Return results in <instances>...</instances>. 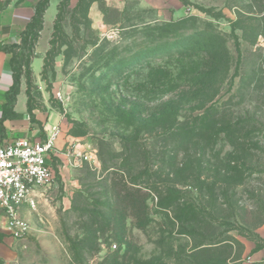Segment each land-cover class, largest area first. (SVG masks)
Listing matches in <instances>:
<instances>
[{
    "label": "rangeland",
    "instance_id": "374dc122",
    "mask_svg": "<svg viewBox=\"0 0 264 264\" xmlns=\"http://www.w3.org/2000/svg\"><path fill=\"white\" fill-rule=\"evenodd\" d=\"M38 36L42 60L33 48L19 84L26 88L29 121L42 134L58 124L60 134L46 199L34 211L23 210L26 237L0 233V264L264 261L253 253L264 252L258 233L264 225V0H49ZM211 107L221 126H233L232 142L252 149L244 154L241 185L228 189V207L217 200L213 210L228 223L217 230L227 231L239 261L188 259L190 240L176 234L146 188L138 199H146L154 222L144 230L132 219L143 207L106 202L126 179L139 173L146 179L156 169L151 161L165 146L158 123L180 124ZM167 108L173 114L154 121ZM225 138L217 136L211 153L215 167L217 156L232 151ZM130 157L139 164L125 170ZM101 158L110 168L104 170ZM122 214L123 229L115 222ZM114 231L124 234L123 244L112 238ZM161 232L168 244L160 242Z\"/></svg>",
    "mask_w": 264,
    "mask_h": 264
},
{
    "label": "trees",
    "instance_id": "16d2710c",
    "mask_svg": "<svg viewBox=\"0 0 264 264\" xmlns=\"http://www.w3.org/2000/svg\"><path fill=\"white\" fill-rule=\"evenodd\" d=\"M8 3L9 0L0 6V10L4 9ZM48 4L49 0H40L37 3L34 16L23 33L20 46L0 47V50L15 54L12 60L13 85L6 95L5 111L7 113L14 106L15 96L19 88L18 76L21 68L29 64L34 44L39 38L38 32L42 29L43 16ZM172 114L170 108H167L162 113L154 115L153 119L157 122L163 117L169 118ZM216 114L217 109L211 107L203 114L180 124L175 120L170 121L168 125H165V122L158 123L160 125L155 128H161L158 135L164 140L165 146L163 156L159 157L158 161L154 160L156 157L151 161L152 166H157L156 169L151 168V175L146 179L143 177V173H139L136 178L126 179L122 183V188L115 193L113 200L106 198V202L116 203L120 207L130 205L136 208L135 204H138L139 208L143 207L142 212L133 213L132 219L135 220V226L138 229L144 230L154 221L148 213L146 199L139 201L138 194L141 193L142 187L154 193L156 195V208L164 213L166 220L173 229H176L178 236L190 240L191 246L185 256L192 261H239L241 259L239 255H236V251L231 252L232 244L227 242L228 239L224 237L225 235L223 236L227 231L219 232L217 230L219 227L227 228L228 223H222L220 218L214 215L213 210H217V200H221L222 207H228L230 201L227 194L228 189L241 185L242 176L246 172L244 168L247 164V158L244 154L249 153L252 149L249 145L245 146L244 143L232 142L234 138L233 126L228 124L221 126ZM221 134H224V138L226 137L224 140H227L226 142L232 147V151L220 160L217 156L219 165L215 167L210 163L213 158L211 153L215 149L217 136ZM179 156H181L180 159ZM101 163L104 170L110 168L105 167L102 158ZM137 163L131 158L130 162L127 161L123 164V168L128 170L130 167L137 166ZM122 175L125 177L126 173L123 172ZM161 176H164L165 182L163 180L159 183L157 180ZM217 182L219 183L218 187L216 186ZM129 191L136 193V195H131ZM203 208H206L207 212L210 210V212L206 213ZM103 217L104 220L107 218L106 216ZM126 219L127 217L122 214L115 222L123 229ZM111 222L109 221V223ZM119 232L114 231L112 238L123 244L124 234ZM163 233H160V238L163 239L160 242L165 241L168 244L170 238H162ZM126 244L129 247V244ZM260 250L259 247L253 253ZM211 251L215 254H210ZM111 260L118 261L116 258ZM113 264L117 263L114 262Z\"/></svg>",
    "mask_w": 264,
    "mask_h": 264
},
{
    "label": "built area",
    "instance_id": "2783aa9c",
    "mask_svg": "<svg viewBox=\"0 0 264 264\" xmlns=\"http://www.w3.org/2000/svg\"><path fill=\"white\" fill-rule=\"evenodd\" d=\"M58 124L43 137L0 140V233L23 239L30 231L23 210L34 211L51 187L52 157L56 156ZM261 264H264L262 262Z\"/></svg>",
    "mask_w": 264,
    "mask_h": 264
},
{
    "label": "crops",
    "instance_id": "0c3cea01",
    "mask_svg": "<svg viewBox=\"0 0 264 264\" xmlns=\"http://www.w3.org/2000/svg\"><path fill=\"white\" fill-rule=\"evenodd\" d=\"M37 3L38 1L29 2L24 0V2L17 5L8 4L4 9L0 10V47L10 48L21 45L23 33L34 16V9ZM40 40L41 37L38 38L37 45L34 44L35 54L39 57L45 48L43 43L41 49H38ZM14 56L15 54L12 52L0 50V140L8 137H24L33 140L43 137V134L36 124L29 121L25 85L19 84L14 106L10 112L7 113L5 111V106L7 105L6 95L13 85L12 60ZM23 217L29 222L26 216ZM258 233L264 234V225ZM255 257L258 259L263 258L264 252L259 251L255 253ZM262 262L264 261H239L240 264H257Z\"/></svg>",
    "mask_w": 264,
    "mask_h": 264
}]
</instances>
